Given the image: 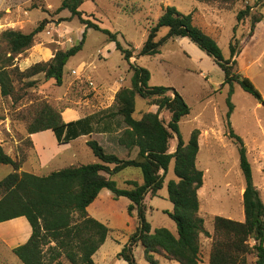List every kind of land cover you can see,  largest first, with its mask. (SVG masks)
I'll use <instances>...</instances> for the list:
<instances>
[{
    "label": "rangeland",
    "instance_id": "rangeland-1",
    "mask_svg": "<svg viewBox=\"0 0 264 264\" xmlns=\"http://www.w3.org/2000/svg\"><path fill=\"white\" fill-rule=\"evenodd\" d=\"M61 2L8 0L5 7L10 10L0 8V36L3 31L11 28L30 33L41 23L44 25L43 31L35 37L34 46L14 55L13 65L9 67L14 95L2 97L0 93V104L3 105L0 117L10 119L8 127L4 124L0 127V136L20 139L17 148L10 149L17 160L22 161L21 171L30 173L33 170L39 176L67 166L98 162L85 144V136L58 147V144L54 145L57 143L54 133L46 131L38 136L47 141L45 151L59 155L52 165L54 167L38 170L40 161L37 154L31 152L28 137H32V134L27 129L43 103L61 111L64 121L71 122L94 114L95 126L98 125V128L105 121L112 122L108 124L112 130L110 133H95L90 138L97 140L107 153L124 159L135 158L133 154L129 157L128 151L117 141L126 128L123 118L118 115L111 118L112 113L117 111V92L124 87H131L133 72L129 63L106 34L86 28L77 17L67 20L71 16L68 10L58 13ZM167 6H175L184 14L192 13L195 23L217 40L225 59L231 58L230 43L235 37L238 49L241 50L236 58V70L249 77L264 98V28L257 29V38L249 36L252 17H264V0H212L208 3L198 0H84L81 7L85 19L118 33V40L123 47L133 52L130 61L151 72V86L177 90L191 108L190 114L179 123L180 133L187 143L194 130L200 131L196 165L204 173V185L198 192L199 214L205 220V229L213 233L215 216L241 222L245 220L243 193L246 181L240 167L238 147L229 136L227 123L230 86L223 85L224 73L221 68L189 38L170 39L155 56L139 55L150 28L156 24ZM246 6H250L251 14L238 23L237 13ZM167 32V28L161 29L156 40ZM84 34L86 40L83 48L68 61L61 86L54 79L47 80L44 74L30 79L21 74L36 64L33 62H47L57 51H65L79 44ZM0 49L4 56H9L7 44L1 38ZM31 80L37 82L36 86L28 87L27 83ZM152 102L153 98L137 96L134 117L141 119L145 112L155 110L151 106ZM232 102L234 111L230 118L231 125L244 140L252 165L254 184L264 201V102L245 92L236 83L233 86ZM160 117L167 123L171 113L163 110ZM9 127L10 133L7 132ZM176 143V139L171 141V150L175 149ZM12 171V166L0 165V181ZM132 178L141 180V171L128 168L113 177L121 188H130L127 181ZM176 179L172 162L159 195L147 198V219L153 230L165 227L177 234L176 223L166 213L174 208L169 200L168 182ZM110 193L109 190L103 192L89 208L90 215L111 228L106 242L95 254L94 261L95 264H128L118 254L138 226L137 213L134 211L132 216L128 213V198L115 199L111 194V199ZM13 225L7 224L1 228L12 234L16 229L12 228ZM200 243L202 264H209L211 239L202 234ZM12 249L0 237V264H23ZM133 252L136 264H149L141 244L134 247ZM157 258L160 264H179L164 257ZM60 260L63 264H70L64 257Z\"/></svg>",
    "mask_w": 264,
    "mask_h": 264
},
{
    "label": "trees",
    "instance_id": "trees-1",
    "mask_svg": "<svg viewBox=\"0 0 264 264\" xmlns=\"http://www.w3.org/2000/svg\"><path fill=\"white\" fill-rule=\"evenodd\" d=\"M198 1L208 3L212 0ZM83 3L84 0H62L57 12L68 10L71 16L67 20L77 17L86 28L106 34L129 63L133 72L131 87H124L117 92V111L112 113L111 118L117 115L123 118L126 128L117 141L128 151L129 157L134 150L137 154L135 158H120L107 153L97 140L91 138L87 145L99 162L67 166L39 176L21 171L22 161L7 153L0 142V165L13 168L0 181V223L25 217L31 227L29 239L14 247L13 253L23 264H63L60 260L62 257L70 264H95L94 256L106 242L111 228L91 216L88 208L103 189H108L115 199L126 197L130 200L127 210L131 216L134 211L137 213L138 226L118 254L128 264H136L133 250L139 244L144 247L145 259L149 264H160L157 256L179 264H202V234L211 239L209 264H264V201L254 184L244 140L236 134L230 121L234 111L232 94L235 83L257 100L264 102V98L252 80L236 70V58L241 53L236 38L230 43L231 58L225 59L217 40L195 23L192 13L184 14L175 6H167L150 28L139 53L140 56H155L170 39L189 38L221 68L224 73L223 85L230 86L227 123L229 136L238 147L240 167L246 181L243 193L245 220L241 222L215 216L214 230L210 233L205 229V220L199 214L198 192L204 185V173L196 165L200 131L194 130L186 143L179 127L181 119L190 114L191 108L177 90L151 86V72L130 61L133 52L123 47L118 40V33L84 18L85 12L81 10ZM250 14V6L240 10L236 16L238 23ZM263 18L252 17L250 37L254 36ZM163 28H167L168 32L156 40ZM43 29L41 23L30 33L13 29L2 32L0 38L6 42L9 53V56H4L0 49L2 97L14 95L12 71L9 69L13 65L14 55L34 46L36 35ZM85 40L86 34L79 44L65 51H57L51 60L36 63L21 74L28 79L44 74L47 80L54 79L61 86L68 61L82 50ZM36 84L35 80L27 83L28 87ZM137 96L153 98L151 106L156 108L145 112L141 119L134 117ZM163 110L171 113L167 123L160 117ZM27 130L29 134L52 130L59 144H68L95 132V115L65 122L61 111L43 103ZM175 138L176 149L170 152L171 141ZM29 141L33 147L30 138ZM172 162L177 179L168 182V195L174 208L166 213L176 223L177 234L165 227L153 230L147 219L148 207L145 202L149 194L151 197L158 196ZM128 168L139 169L143 182L129 180L127 184L131 187L121 188L113 177Z\"/></svg>",
    "mask_w": 264,
    "mask_h": 264
},
{
    "label": "crops",
    "instance_id": "crops-1",
    "mask_svg": "<svg viewBox=\"0 0 264 264\" xmlns=\"http://www.w3.org/2000/svg\"><path fill=\"white\" fill-rule=\"evenodd\" d=\"M8 2V0H0V8H4V10L6 9V10H10V9H8V8H6L5 6L7 5L6 3ZM8 27V26H7ZM264 28V18H263V20L257 25V27H256V31H257V29L258 28ZM5 28H6V24H5ZM11 29H13V28H11ZM253 38L255 39V38H257V35H256V32H255V34H254V36H253ZM39 63V62H41V60H37V61H35V62H33V63ZM32 64H30V65H28V66H26V68H28L29 66H31ZM1 93V92H0ZM0 98H2L1 97V95H0ZM2 104H0V113H1V109H2ZM65 113V112H64ZM91 115H94V114H91ZM91 115H85L83 118H85V117H87V116H91ZM77 118V117H76ZM64 119V118H63ZM74 119V118H73ZM78 119H81V118H77V120ZM70 121V120H69ZM114 121V120H113ZM65 122H68V120H65ZM112 123V122H111ZM111 123H109V122H107V121H105L104 123H102V127L101 128H98V125H96L95 126V132L93 133V135H95V133H98L99 135H103V134H108V133H110L112 130H111V128H109V126H108V124L109 125H111ZM5 125V126H9L10 125V119H8V118H6V119H2L1 117H0V127H2V125ZM8 130L9 131H7V132H11V130H10V127L8 128ZM47 131H52V130H47ZM44 132H46V131H43V132H39V133H35V134H32V137H28V138H30L31 139V141H32V143H33V147H31L32 149H31V152L32 153H35V154H37V156H38V159H39V165L37 166V168H38V170H40V169H43V168H52V167H54V166H52L54 163H55V161L57 160V156L59 155H56L55 153H52V154H48V152H46L45 150H46V144L45 143H47V141L45 140V139H42L41 140V137H38L40 134H42V133H44ZM53 132V131H52ZM55 135V134H54ZM81 137H83V136H81ZM81 137H79V138H81ZM87 137H89V139H91L90 138V136H85L84 137V139H85V144L87 145V141L89 140ZM79 138H77V139H75V140H73V141H76V140H78ZM176 139V138H175ZM174 140V139H173ZM73 141H71V142H73ZM0 142H1V144L3 145V147L5 148V150L7 151V153H9L10 155H12V156H15V154H13V152L11 151V147H15V148H17V146H18V144H19V142H20V139L18 138V137H2V136H0ZM55 142V141H54ZM56 142L57 143H54V145L55 144H58L57 146L58 147H60L61 145H68V144H59L58 143V141H57V139H56ZM70 142V143H71ZM176 142H177V140H176ZM14 144H16V146L14 145ZM177 144V143H176ZM57 147V148H58ZM175 149H176V146H175ZM175 149L174 150H171V148H170V152H174L175 151ZM128 154V153H127ZM135 155L136 156V154H137V151L136 150H134V151H132V153H131V155ZM131 155H130V157H131ZM97 158V157H96ZM98 159V158H97ZM31 161L33 162L34 161V156H33V158L31 159ZM98 162H99V159H98ZM93 163H96V162H93ZM80 165H83V164H80ZM10 166V165H9ZM30 171H32V172H30V173H34V174H36V172H34L33 170H30ZM53 171H56V169L55 170H53ZM52 171V172H53ZM28 172V171H27ZM51 173V172H50ZM49 173V174H50ZM38 175V174H37ZM130 180H137V181H139L140 183H142L143 182V178L140 180V179H130ZM128 181H129V179H128ZM123 188V187H122ZM202 189V188H201ZM201 189L199 190V192L201 191ZM107 190L108 189H103L101 192H100V194H99V196L97 197V198H99L100 196H102V194H103V192H107ZM110 191V190H109ZM111 194H112V192L110 193V195H109V197L111 198V199H113V196H111ZM159 195V194H158ZM153 198V197H151V195L149 194V195H147V197H146V199H145V202L147 201V198ZM155 197H157V196H155ZM96 201V200H95ZM94 201V202H95ZM93 202V203H94ZM92 203V204H93ZM91 204V205H92ZM130 204V202L127 204V207H128V205ZM89 208H90V206H89ZM88 208V211H89V213H90V209ZM169 211V210H168ZM173 211V210H172ZM92 216V215H91ZM7 224H14L13 226L14 227H12V228H16L15 229V232L14 233H12V234H10V232L9 231H5L4 232V230H2V228L1 227H4L5 225H7ZM172 232V231H171ZM7 233V234H6ZM172 233H174V232H172ZM175 234V233H174ZM30 235H31V227H30V225H29V223H28V221H27V219L25 218V217H20V218H17V219H14V220H11V221H7V222H3V223H0V237L4 240V242L8 245V246H11L12 248H14V247H16V246H18V245H20V244H23V243H25L28 239H29V237H30Z\"/></svg>",
    "mask_w": 264,
    "mask_h": 264
}]
</instances>
